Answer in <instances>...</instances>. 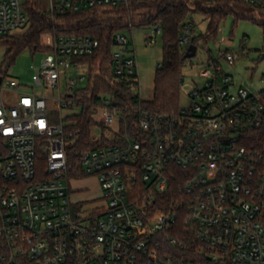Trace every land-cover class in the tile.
<instances>
[{
    "label": "built area",
    "instance_id": "1",
    "mask_svg": "<svg viewBox=\"0 0 264 264\" xmlns=\"http://www.w3.org/2000/svg\"><path fill=\"white\" fill-rule=\"evenodd\" d=\"M235 1L264 17V0ZM125 3L50 0L49 13ZM27 26L22 0H0V37ZM191 30L182 26V46ZM45 37L34 89L0 73V264H264V87L236 86L221 65L245 57L247 40L205 61L187 105L154 112L120 106L113 94L91 100L83 59L97 52L96 39ZM109 62L114 82L143 101L127 32L114 33ZM83 108L93 146L74 174L68 149L77 135L63 120ZM89 177L100 195L73 199L71 182Z\"/></svg>",
    "mask_w": 264,
    "mask_h": 264
},
{
    "label": "trees",
    "instance_id": "2",
    "mask_svg": "<svg viewBox=\"0 0 264 264\" xmlns=\"http://www.w3.org/2000/svg\"><path fill=\"white\" fill-rule=\"evenodd\" d=\"M128 1H130L128 10L141 18L136 24L112 23L120 17H111L109 14L120 11L122 6L95 7L78 12L55 10L49 13L39 9L37 0H25L22 5L28 17V26L25 32L18 36L0 37V43L6 48L5 58L8 61L6 67L23 49H28L31 53L44 52L46 49L43 50L40 47V35L44 32H51L55 36L67 34L88 36L99 42L97 52L93 56L83 59L89 65L87 90L91 92V100L97 99L95 96L99 94H113L120 106H138L140 104L154 112L175 111L178 108L179 85L182 84L180 82L182 78L181 67L186 60L183 56L187 48V46H182L179 43V34L187 18L184 1ZM199 1L205 6L201 14L208 21L206 29L209 39H216L220 22L229 14H233L235 19L248 17V19L258 22L253 16H245L246 13L253 12V9L239 1L227 0L215 4H209L203 0ZM124 10L122 9L123 12ZM91 12L95 14H91V16ZM99 13L103 15V19L96 16ZM85 14H89V16H83ZM78 16L83 17L77 19ZM131 17L133 16L131 15ZM259 23L264 27V20L259 21ZM145 25H153L159 28L162 34V57L155 71L153 98L149 102L139 101L137 96L127 94L121 83L114 82L109 71V56L114 33L124 31L131 34L134 28ZM199 40H203V37H192L190 44L198 47ZM5 69L0 67V73H5ZM69 119L67 126L65 123V133H76L77 135L74 144L68 149L69 163L76 168L74 174H79L77 168H79L81 154L93 146L90 137V126L93 123L91 110L83 108L79 114L69 117Z\"/></svg>",
    "mask_w": 264,
    "mask_h": 264
},
{
    "label": "rangeland",
    "instance_id": "3",
    "mask_svg": "<svg viewBox=\"0 0 264 264\" xmlns=\"http://www.w3.org/2000/svg\"><path fill=\"white\" fill-rule=\"evenodd\" d=\"M25 0H22V5ZM187 9L186 23L191 24V36L198 38L203 37V40H199L197 51L194 57L186 59L183 66L181 67V73L183 82L179 85V95L177 107H184L187 105V93L195 86H200L202 79L199 76L201 69L204 67L205 61L210 57L217 55L218 49H227L230 52H237L240 46V42L246 39L243 47L248 54L245 57H240L233 66L226 63H222L224 71L233 77L234 84L236 86H242L248 90V92L255 93L256 91L264 87V59L258 61L259 54L264 48V27L260 22L263 20V16L257 11L253 10L250 13H246L245 16H253L258 22L246 18H237L233 14H229L223 21L220 22V32L217 33L216 39H209L207 36V19L201 14L205 6L199 0H183ZM38 7L42 11L49 12L50 0H37ZM129 2L126 3L119 9L120 11L112 12L109 14L111 17L118 18L112 23L115 24H136L141 20L140 17L131 13L129 8ZM122 9H125L124 12ZM117 14H116V13ZM95 14L93 12L90 13ZM131 15L133 17H131ZM83 16H89L85 14ZM83 16L76 17L80 19ZM92 16V15H91ZM99 19H103L101 13L96 14ZM135 16V17H134ZM131 18V19H130ZM83 20V19H82ZM156 27L153 25H145L138 28H134L132 33L127 32L129 40L132 42L133 49L138 64V78L140 89V98L143 101L149 102L153 98L154 92V80L155 71L157 64L161 61V49H162V34H156ZM27 29V28H26ZM26 29L16 30L12 32V36H18L23 34ZM126 33V32H125ZM45 35L55 36L51 32H44L40 35V47L44 50L45 48ZM153 39L152 44L148 43L149 39ZM224 38L226 43L222 46H218V41ZM231 38L230 40H228ZM6 48L0 43V66L5 69V73L9 77H13L19 81L22 85L21 88L30 91L31 87L34 89L31 83V75L34 70L38 67L39 61L43 54L41 52L31 53L28 49L20 51L13 62L6 67L8 62L5 58ZM5 62V63H4ZM68 77L73 78V70L68 71ZM65 87L64 81L61 85V92ZM37 90V89H35ZM53 95H57V92H53ZM66 111L62 115H65ZM53 118L57 119V113H52ZM66 118V120H65ZM63 122L68 123L69 117H65ZM71 187L76 190L73 193V199L80 201H88L92 198H96L100 195L97 182L95 178L89 177L86 179L79 180L77 182H71Z\"/></svg>",
    "mask_w": 264,
    "mask_h": 264
},
{
    "label": "water",
    "instance_id": "4",
    "mask_svg": "<svg viewBox=\"0 0 264 264\" xmlns=\"http://www.w3.org/2000/svg\"><path fill=\"white\" fill-rule=\"evenodd\" d=\"M180 35V34H179ZM196 51H197V47L194 45V44H190L187 48H186V51H185V54H184V59H190L192 57L195 56L196 54ZM263 57V56H262ZM180 82L182 83L183 82V78H181Z\"/></svg>",
    "mask_w": 264,
    "mask_h": 264
}]
</instances>
